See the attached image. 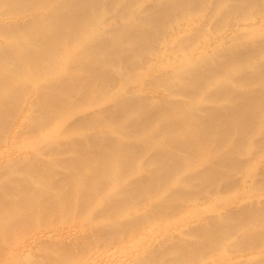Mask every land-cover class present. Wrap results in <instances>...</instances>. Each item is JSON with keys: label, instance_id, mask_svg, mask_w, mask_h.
<instances>
[{"label": "rangeland", "instance_id": "1", "mask_svg": "<svg viewBox=\"0 0 264 264\" xmlns=\"http://www.w3.org/2000/svg\"><path fill=\"white\" fill-rule=\"evenodd\" d=\"M22 1L0 0V49L32 58L31 25L88 9ZM89 9L40 68L0 51L25 85L0 101V264H264V0Z\"/></svg>", "mask_w": 264, "mask_h": 264}, {"label": "bare ground", "instance_id": "2", "mask_svg": "<svg viewBox=\"0 0 264 264\" xmlns=\"http://www.w3.org/2000/svg\"><path fill=\"white\" fill-rule=\"evenodd\" d=\"M49 1L50 0H23L21 4L22 5H28V4L36 3L37 5H40V6H43V5L47 6ZM71 3L72 4L83 3L88 7V9H85L83 11H76L72 15L71 21H69V16L71 15V13H68V14H65L62 16L54 15L52 17L51 23L49 24V28L44 27L41 22H38L34 25H31V26H35V27L41 29V31H42V34H40L37 37V41H38V46H43V47L35 50V52H34L35 57L32 58L29 55L30 53L25 51L21 47L16 51H12V48L0 49V51L3 52V55L5 56V58L7 60H11V61H16V62L20 61L24 64L32 63L33 66L36 68H40L42 63H46L47 61H50V60H55L58 57V53H59L58 49H60L61 46L65 42V37H64L63 33H64L66 27L70 24L80 25V24L90 20L89 18L91 16V10L89 9V7L93 3V0H72ZM75 10H76V8L72 11L74 12ZM15 31L17 33L16 42H15L16 45L28 47L29 45L25 41L24 29L23 28L19 29L17 27L15 29ZM18 57L23 58V59H20ZM21 69H23V67L16 65L11 70V72L9 74L10 76L9 75L7 76V77H9L7 79H6V77L3 78L0 75V101L3 97V95L5 93H7V94H9L8 95L9 97L8 96L7 97L10 100V102H9V104H10V103L14 102V100L17 99V97L21 94V92H24L25 85L24 84L18 85L19 81L20 82L22 81ZM215 69H214V77L217 73L215 71ZM211 75H212V73H211ZM255 76H257V75L251 74L246 79L254 78ZM17 87H19V88L21 87L24 90H21V88L19 89ZM49 103L47 104V107H48V105H50L49 107L54 108L57 105H59L60 101L58 98L55 101L49 102ZM158 111L159 110H155V112H158ZM241 115L249 117L251 115V113L248 110L238 109V110L233 111L231 118L236 119L238 116H241ZM215 118H216V122L212 126H206L204 124H199V125L193 124L189 119H186L183 122L185 129L189 130L186 142H188L192 146L197 145L198 143L202 142L205 137H207L209 135L210 129H213L215 131H220V133L222 134L224 132V129L220 125L219 118H217V117H215ZM1 121H2V118L0 116V122ZM191 129H192V132H190ZM105 173L106 172L103 169L95 171L93 173L95 176L94 177L95 181L96 182L103 181L105 179V177H104ZM156 183H157L156 181L153 182L154 185Z\"/></svg>", "mask_w": 264, "mask_h": 264}]
</instances>
